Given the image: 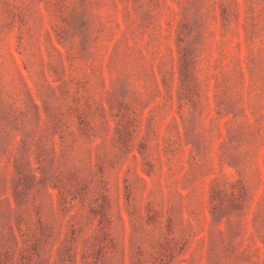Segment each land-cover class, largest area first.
I'll return each mask as SVG.
<instances>
[{"label":"rangeland","instance_id":"1","mask_svg":"<svg viewBox=\"0 0 264 264\" xmlns=\"http://www.w3.org/2000/svg\"><path fill=\"white\" fill-rule=\"evenodd\" d=\"M0 264H264V0H0Z\"/></svg>","mask_w":264,"mask_h":264}]
</instances>
